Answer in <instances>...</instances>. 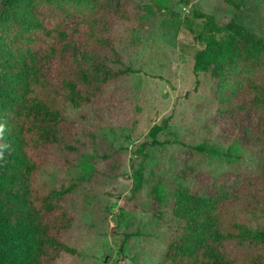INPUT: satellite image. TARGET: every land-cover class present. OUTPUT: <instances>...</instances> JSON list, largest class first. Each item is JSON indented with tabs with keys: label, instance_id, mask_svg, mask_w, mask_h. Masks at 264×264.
<instances>
[{
	"label": "rangeland",
	"instance_id": "obj_1",
	"mask_svg": "<svg viewBox=\"0 0 264 264\" xmlns=\"http://www.w3.org/2000/svg\"><path fill=\"white\" fill-rule=\"evenodd\" d=\"M126 5V18L115 19L99 34L100 56L112 58L114 70L128 72L105 87L94 107L67 106L72 125L66 144L52 150L40 171L41 189L70 188L62 204L75 214L64 237L74 253L56 264H161L170 236L162 193L178 186L207 194L210 185L225 176L224 195L231 201L237 176L256 177L261 192L253 193L259 196L257 206L264 207V159L259 150L229 151L226 139L243 137V125L239 120L237 125L235 112L228 110L229 100L215 75L218 65L211 64L198 78L193 72L196 53L205 48L210 34L205 19L195 14L213 15L221 28L235 20L254 34L255 42L264 43V0H126ZM216 38L223 53L226 40L231 49L247 47L245 32L224 29ZM45 39L39 65L51 64L60 55L49 47L52 38ZM116 57L119 63L112 62ZM256 70L264 77V54ZM155 125L164 127L158 139L166 145L149 148L143 160L138 146ZM199 146L221 153L200 151ZM142 163L144 184L137 199L130 200L133 174ZM254 208L255 203L235 205L227 219L262 229L264 214ZM159 211L163 218L155 214ZM234 250L242 259L255 257L261 247L244 243Z\"/></svg>",
	"mask_w": 264,
	"mask_h": 264
},
{
	"label": "trees",
	"instance_id": "obj_2",
	"mask_svg": "<svg viewBox=\"0 0 264 264\" xmlns=\"http://www.w3.org/2000/svg\"><path fill=\"white\" fill-rule=\"evenodd\" d=\"M126 9V0H0V264H56L74 253L64 240L75 221V214L62 204L70 188L43 190L39 175L52 150L66 144L72 125L67 106L94 107L105 87L128 72L114 70L112 58L100 56L99 34L115 19H125ZM195 16L205 19L210 34L205 48L196 53L194 75L198 78L211 64L218 65L215 75L229 100L228 110L235 112L236 124L239 120L243 125V137L226 139L229 151L259 150L264 159V77L256 70L264 43L255 42L254 34L235 20L221 28L213 15ZM224 29L245 32L247 47L231 49L226 40L227 51H218L216 34ZM46 37L52 38L54 45L49 47L60 55L51 64L39 65L37 56ZM116 58L113 63L120 62ZM163 129L155 125L149 139L138 146L143 160L149 148L166 145L158 139ZM197 149L221 153L215 147ZM144 170L142 163L133 174L130 200L137 199L143 187ZM235 180L236 197L231 201L224 195L225 176L211 184L207 194L184 186L162 193L170 236L161 264H264V228L253 230L227 219L235 205L255 203L254 210L264 214L253 193L261 192V182L242 175ZM155 214L164 217L160 211ZM244 243L258 244L261 252L239 258L234 249Z\"/></svg>",
	"mask_w": 264,
	"mask_h": 264
}]
</instances>
